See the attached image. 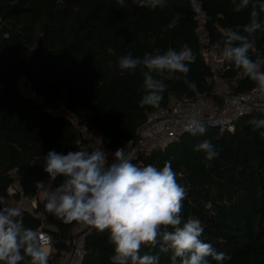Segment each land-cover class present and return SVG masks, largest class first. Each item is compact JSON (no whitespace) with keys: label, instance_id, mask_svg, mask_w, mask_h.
Wrapping results in <instances>:
<instances>
[{"label":"trees","instance_id":"trees-1","mask_svg":"<svg viewBox=\"0 0 264 264\" xmlns=\"http://www.w3.org/2000/svg\"><path fill=\"white\" fill-rule=\"evenodd\" d=\"M200 3L211 47L225 28L250 19L251 9L235 12L231 0ZM177 13L181 19L169 29ZM196 29L189 0H169L167 6L156 9L139 7L133 0H125L123 7L117 0H0V196L15 201L20 196L6 191L12 170L21 194L33 196L35 182L49 180L43 170L49 150L64 154L91 150L64 115L47 112L46 107L76 115L111 151L132 139L148 113L158 109L139 106L143 77L139 69L121 75L118 67L110 66L109 61L119 56L191 48L197 59L189 65L188 78L196 83L198 94L182 81H165L168 87L160 107L171 94L217 99ZM251 40L264 52V33L258 31ZM223 64V76L230 80L233 92L256 87L234 66ZM21 74L43 97V104L23 95L18 84ZM252 118H264V114H243L234 119L232 129L206 124L204 135L185 131L132 159L138 165L157 167L171 161L178 182L188 192L182 215L202 221V239L231 257L224 264H264V137L248 124ZM204 139L211 140L219 152L213 160L194 151V145ZM44 204L42 198L36 207L22 208L23 219L25 226L41 225L51 233L49 264H57L70 250L67 240L73 237L76 222L64 223L49 214ZM108 235L107 230L91 227L79 264H111L114 246ZM160 264H171L169 254L160 255Z\"/></svg>","mask_w":264,"mask_h":264},{"label":"clouds","instance_id":"clouds-1","mask_svg":"<svg viewBox=\"0 0 264 264\" xmlns=\"http://www.w3.org/2000/svg\"><path fill=\"white\" fill-rule=\"evenodd\" d=\"M117 2L125 6V0ZM133 3L156 9L167 6L169 0ZM231 3L235 12L250 8V19L236 28H225L213 47L223 62L234 66L264 94V52L251 40L258 31L264 33V0ZM189 4L193 12L201 10L200 0H189ZM180 19L177 13L168 28L174 29ZM196 59L191 48L169 47L163 52H146L142 57L129 52L109 61V65L118 67L121 75L139 69L143 77L139 106L159 108L168 87L165 81H182L198 94L196 83L188 78L189 65ZM183 120L184 131L193 136L206 133V123L197 116L187 114ZM248 124L253 130H261L264 137V118H252ZM194 151L203 152L208 160L219 155L209 139L194 145ZM43 160L49 180L36 181L35 188L43 192L45 210L66 224L75 221L99 232L107 230L108 242L114 246L111 264H160L161 254H169L171 264H224L231 259L202 239L205 226L199 218L182 215L188 192L178 182L171 161H165L163 167L138 165L125 148L109 153L100 144L67 154L49 150ZM58 177L61 182L52 187ZM48 242L49 238L41 237L38 230L25 226L21 207L10 205L0 196V264H49L48 252L41 247ZM145 248L152 251H142Z\"/></svg>","mask_w":264,"mask_h":264},{"label":"built area","instance_id":"built-area-1","mask_svg":"<svg viewBox=\"0 0 264 264\" xmlns=\"http://www.w3.org/2000/svg\"><path fill=\"white\" fill-rule=\"evenodd\" d=\"M197 22V35L199 40V52L204 61L211 68V81L214 86L217 99L203 95L197 98L188 96L169 95L166 105L148 113L145 122L138 129L132 139H130L123 147L126 153L135 159L139 154H146L152 150L166 145L169 141L182 134L184 131L183 116L193 114L204 121L210 127H225L232 129L234 119L250 112H258L264 114V94H260L256 87L244 92H233L230 88V80L223 76L225 69L222 58L216 50L208 44V33L204 27V12L201 9L198 13L195 12ZM214 53H216L214 55ZM18 84L24 96L34 100L39 104H43V97L39 95L31 87L29 81L22 74L19 76ZM47 112H58L67 118L72 124L73 129L84 139L87 140L90 149L99 144L107 150L101 139L91 131L80 119L66 110L58 111L50 107L45 108ZM79 142V141H78ZM109 153L114 151L107 150ZM112 157L109 156V160ZM12 180L7 186V194L12 196L19 192L20 196L15 201L13 199L6 200L13 202L14 206L21 208L36 207L37 202L43 197V192L35 188L33 196L28 197L21 194L20 186L15 170L10 172ZM48 181V180H47ZM46 181V182H47ZM61 182L58 181L53 187ZM51 186V185H50ZM91 226L76 222L74 226L73 237L67 242L71 243L69 252L62 257L57 264H79L83 257L85 236L89 232ZM41 237L49 238L47 244L41 243L42 248L51 250V233L41 225L36 228ZM48 252V251H47ZM49 254V252H48Z\"/></svg>","mask_w":264,"mask_h":264},{"label":"rangeland","instance_id":"rangeland-1","mask_svg":"<svg viewBox=\"0 0 264 264\" xmlns=\"http://www.w3.org/2000/svg\"><path fill=\"white\" fill-rule=\"evenodd\" d=\"M45 250H46V251H48L49 253H50V251H51V250L49 251V248H48V249H47V248H45Z\"/></svg>","mask_w":264,"mask_h":264},{"label":"bare ground","instance_id":"bare-ground-1","mask_svg":"<svg viewBox=\"0 0 264 264\" xmlns=\"http://www.w3.org/2000/svg\"><path fill=\"white\" fill-rule=\"evenodd\" d=\"M43 249H45V248H43Z\"/></svg>","mask_w":264,"mask_h":264}]
</instances>
